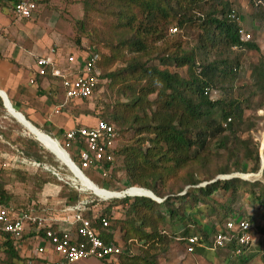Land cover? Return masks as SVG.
Listing matches in <instances>:
<instances>
[{"label": "trees", "instance_id": "16d2710c", "mask_svg": "<svg viewBox=\"0 0 264 264\" xmlns=\"http://www.w3.org/2000/svg\"><path fill=\"white\" fill-rule=\"evenodd\" d=\"M0 1H6L14 13L22 1L36 3L35 15L50 7L48 0ZM250 2L251 31L258 37L249 32L252 40L243 42L244 26L231 17L236 0H83L85 17L76 23L73 41L83 50L86 39L101 54L96 66L104 81L101 87L108 85L115 97L102 117L119 133L114 162L98 165L115 180L121 161L127 189H145L163 200L113 199L111 202L123 205L125 212L122 219L114 224L110 220L105 228L98 216L109 217L111 208L96 214L92 207L102 202L99 197L63 184L60 198L65 201L64 212L93 198L96 201L88 204L85 218L92 221L107 244L119 246V233L125 249L117 264H162L160 259L169 254L174 243L188 246L192 237L199 239L194 253H214L227 264H248L255 257L236 237L229 238L223 247L216 246L217 236L228 231L229 222L242 219L254 225V217L249 220L246 213L241 216L233 207L240 185L250 182L219 177L245 173L248 164L254 165L252 174H259L262 168L258 145L253 139L241 140L237 130L244 123L246 109L253 108L252 102L261 98L254 106L257 109L264 101V54L259 41L264 37V0ZM237 17L242 18L239 10ZM195 32L196 46L187 50L184 35ZM248 51L257 52L259 61L250 65L251 84L236 88L234 83L243 78L245 70L238 52ZM216 92L220 99L214 100ZM14 145L21 152L20 161L59 169L54 155L50 154L48 161L45 149L34 138H19ZM73 157L81 166L79 157ZM224 162L227 164L222 165ZM87 170L100 172L95 166ZM9 177L33 180L40 192L50 183L42 175L32 178L20 170H13ZM0 179L6 180L1 169ZM7 184L2 181L0 185L3 205H9L13 198ZM252 186L251 196L264 206V183L254 182ZM112 187L114 190L116 186ZM219 194L228 199L219 203L215 198ZM15 209L31 211L28 206L17 205ZM44 233L32 231L23 241ZM261 234L264 237V227ZM16 243L11 235L0 231V264H24Z\"/></svg>", "mask_w": 264, "mask_h": 264}, {"label": "rangeland", "instance_id": "374dc122", "mask_svg": "<svg viewBox=\"0 0 264 264\" xmlns=\"http://www.w3.org/2000/svg\"><path fill=\"white\" fill-rule=\"evenodd\" d=\"M50 3L49 9H47L45 6L43 8H46L49 11L57 12L62 17L63 21L65 22V25L62 28L63 36L68 40L70 45H74V34H75V25L79 21H82L85 17V11L83 6V0H48ZM237 2V8L239 10L240 16L245 21L244 27L248 32H251L254 36V38L258 37V33H255L251 31L252 25H251V15L253 13V4L250 2V0H236ZM8 8V3L6 1H0V8ZM33 19V18H32ZM191 31H188V33ZM171 34H175L173 31ZM184 42L187 41L186 49L191 50L195 48L196 42L198 39V33H190L188 36L184 35ZM260 44L263 48L262 51L264 54V37L261 36L259 38ZM84 46H89L90 42L86 39L83 40L82 43ZM101 49V47H98ZM103 52V51H102ZM242 56V61L244 64V73L243 78L239 81L234 83V86L240 87V86H247L251 84L252 77H251V70L250 65L256 64L259 61V54L257 52H246V53H240ZM214 100L220 99V94L215 93L213 95ZM115 97L112 96L111 90L109 89L108 85H103L98 93L95 94L92 100H89L88 102L81 104L79 107H75L77 113H82L88 118V124L91 125V123L95 124L100 120H104L102 117L103 115L107 114L110 110L111 104L114 102ZM261 100L258 99V101ZM253 101L251 109H246L245 111V118L243 120V125L238 130V136L241 140H250L253 139L254 142L258 141L256 144L258 145V149L261 150V145L259 141H262V138L264 136V101L260 103V108L255 109L254 106L256 105V102ZM258 104V103H257ZM32 138H34L32 135H30ZM12 142L17 139H10ZM40 142V141H39ZM41 143V142H40ZM55 143V142H54ZM43 146H41L46 151L47 160L49 161L51 157V153L48 151L50 150L47 148L43 143H41ZM56 144V143H55ZM61 144V143H60ZM57 145V144H56ZM61 146L71 155V158L73 157L72 153L68 148H65L63 144ZM60 151H62L66 157L72 162L71 158H69L59 146H57ZM260 150L259 154H260ZM51 151V150H50ZM48 153V154H47ZM51 154V155H50ZM58 155V154H57ZM261 155V154H260ZM60 155H58V160L54 156V162L58 165L59 169H52L50 166H47L43 164V168L40 169L39 175H42V178L49 179L50 183L42 189L40 192L36 184L33 182V180H9V175L13 172V170H18L16 168L12 169L11 166H3L0 164V169L3 170V172L6 174V180L0 179V185L2 184V181L7 182L9 184L6 185V189L8 190L10 195H13L12 201H10L9 205L12 206H28L29 210L33 211L34 213H37L39 216H47V218L54 217H73V213L69 210L66 212L63 211L65 201L64 199L60 198V192L62 190L64 182L59 181V179L54 175V172L60 173V177L64 178L67 183H69L72 187H78V189H82L85 193H93L97 197L100 198L102 202H97L96 206L92 207V210L96 214L104 213L107 208H111V214L110 218L113 220L111 223L114 224L115 220H120L123 218L125 209L123 205H116V203L111 202L114 198L120 197L121 199L123 195L122 190L127 189L128 182L126 180L125 173L121 171L122 162L117 163V178L115 180L111 178H104L101 174V172H98L96 170H84V177L90 180L91 183H94L93 186H89L85 184L79 177L74 175L67 166L64 165V160ZM74 160V157L72 158ZM239 159H243V156L239 155ZM64 162H66L64 160ZM228 162V161H227ZM227 162L222 163L227 164ZM232 164L234 162L230 161ZM77 163V162H76ZM66 164H68L66 162ZM247 165V164H245ZM263 165V164H262ZM244 166V165H243ZM254 165L248 164L246 168L245 173H237L234 175L229 176H222L219 177L220 179H231V178H242L245 179L244 181H249L250 183L248 185L241 184L240 187H242L238 193L237 199L233 204V207L236 208V210L239 212V214L242 216L243 213H246L247 219L250 220L249 217H254L253 222V230H252V237H253V243L251 246L247 247V252H250L252 254H256L255 257L251 262L248 264H264V237L261 234V228L264 227V206L261 205L258 201L255 200L254 197L251 196V190L253 189L252 183L254 182H262L264 183V178L262 176V168L260 169L259 174H252L251 169ZM48 168V170L46 169ZM71 168V167H70ZM23 172H28L26 170H22ZM30 174V173H26ZM34 174V173H32ZM30 177H34L32 175H27ZM92 176H95L96 179H93ZM15 178V177H13ZM77 181V183L75 182ZM113 184L116 186L114 190ZM82 185V186H81ZM99 185V186H98ZM206 184H203L202 186H205ZM101 187V188H100ZM140 189V188H137ZM246 189V190H245ZM81 190V191H82ZM101 190L103 193L98 194L96 191ZM128 190V189H127ZM126 191V190H125ZM184 192L183 194H185ZM153 196V195H152ZM155 196V195H154ZM128 197V196H127ZM126 197V198H127ZM156 197V196H155ZM133 198V197H132ZM157 198V197H156ZM216 200L219 203H223L228 199V196L225 198H222L221 194L215 196ZM103 199V200H102ZM111 199V200H109ZM159 199V198H157ZM95 199H89L88 202L92 203L95 202ZM32 205V206H31ZM242 217H238L240 219ZM199 218H196L198 220ZM117 241L119 242V247L124 250L125 246L120 241L119 233L117 232ZM30 238L26 239V242H29ZM36 243V242H35ZM33 244L32 249L35 248L36 244ZM34 251V250H33ZM21 256H27V253L20 251ZM33 258H35V255L33 253ZM35 261V260H34ZM162 264H227L226 261H224L223 257H218L214 253L206 252L205 253H194L191 254L188 252V246L185 243L176 242L174 243L169 251L168 255L163 256L160 259ZM37 262V261H35ZM25 263V260H24ZM18 264H22L21 262ZM74 264H103L102 261L96 259V258H90L85 259L82 261H79Z\"/></svg>", "mask_w": 264, "mask_h": 264}, {"label": "built area", "instance_id": "2783aa9c", "mask_svg": "<svg viewBox=\"0 0 264 264\" xmlns=\"http://www.w3.org/2000/svg\"><path fill=\"white\" fill-rule=\"evenodd\" d=\"M37 8L34 2L22 1L16 5L15 15L21 20H30L34 18ZM237 12V6H233L232 19L238 20L240 24L245 26L243 18L237 17ZM241 34L243 42H249L253 38L245 27ZM83 51L81 70L73 67L67 70L51 58L34 56L40 77H50L61 82L67 104L92 100L96 92L99 91V87L104 84L96 69L101 54L90 46H84ZM68 60L70 64H75L78 58L70 56ZM65 137L68 142L77 145L78 157L81 162V166H79L82 170H87L93 166L99 167L104 178H111L110 173L104 171L99 165L103 162H114L113 152L117 146L119 133L112 125L100 120L94 126L72 129L66 133ZM259 142L261 145L260 156L264 165V147L262 141ZM30 165L32 168H43L37 162H32ZM46 169L48 170V168ZM54 175L59 181L67 183L64 178L60 177V173L54 172ZM75 188L78 189V187ZM88 204L90 202H81L77 207L69 209L73 213V217L63 220L65 228L58 227L55 229L54 221L45 219L33 211L19 212L12 205L0 203V231L11 235L17 241L16 244L20 251L27 253V256H23L24 264H74L90 258L117 264L123 250L119 246L107 244L95 229L92 221L85 218L84 213L89 209ZM98 218L103 227H109L110 217L98 216ZM227 228L228 231L225 234L220 233L217 236L216 246L223 247L229 238L234 237L244 247H249L253 243V226L249 221L240 219L229 222ZM41 230L45 231L43 236H37L29 242L23 241L25 235L32 231L39 232ZM34 243L36 245L32 249ZM198 244L199 239L197 237L190 238L188 252L194 253L195 246ZM33 253L35 258L32 257Z\"/></svg>", "mask_w": 264, "mask_h": 264}, {"label": "crops", "instance_id": "0c3cea01", "mask_svg": "<svg viewBox=\"0 0 264 264\" xmlns=\"http://www.w3.org/2000/svg\"><path fill=\"white\" fill-rule=\"evenodd\" d=\"M64 25L60 14L47 9L40 10L33 19L21 20L16 17L14 11L10 12L7 7L0 8V94H3L0 95V164L20 171L26 170L28 172L24 174L30 173L26 175L34 177L39 175L40 169L32 168L30 163L36 161H20L21 152L18 146L14 145V139L31 137L22 124L24 120L18 116H23L36 128L30 126L31 129L50 137L68 154L59 142L66 145L75 157L79 156L77 145L66 140V133L77 127L96 124L89 125V117L74 111L75 107L88 101L67 104L61 82L38 75L34 56L51 58L67 70L70 67L82 69L81 56L84 51L70 45L64 38L62 31ZM70 56L78 58L77 63L70 64L68 60ZM6 98L15 114L11 113ZM33 135L38 140L34 133ZM67 156L69 157V154ZM64 165L69 168L67 164ZM92 178L96 179L95 176ZM52 218L59 228H65L63 220L69 219L63 216Z\"/></svg>", "mask_w": 264, "mask_h": 264}, {"label": "bare ground", "instance_id": "6f19581e", "mask_svg": "<svg viewBox=\"0 0 264 264\" xmlns=\"http://www.w3.org/2000/svg\"><path fill=\"white\" fill-rule=\"evenodd\" d=\"M10 110L13 112V110L10 108ZM13 114H15V113H13ZM15 116V115H14ZM18 116V115H17ZM18 118H20L21 120H23V118L21 117V116H18ZM32 131H33V133L36 135V137H37V139L41 142V143H43L47 148H49L50 150H51V152L52 153H54V154H58V155H60L68 164V166H69V168L85 183V184H87V185H91V186H95V185H93V183H91L90 182V180H88L87 178H85L84 177V175H83V173H81L80 171H78L77 169H76V167H75V165L73 164V162H71L67 157H66V155L62 152V151H60L59 150V148L57 147V145L54 143V141L50 138V137H48V136H46V135H44V134H42L41 132H38V131H35L34 129H31ZM262 144H263V147H264V136H263V138H262ZM57 155V156H58ZM59 156V157H60ZM64 160H62L63 162H64ZM66 162H64L65 164H66ZM90 186V187H91ZM96 187V186H95ZM97 188V187H96ZM98 189V188H97ZM96 191V190H95ZM97 191H99V192H97ZM96 192L98 193V194H102L103 192L101 191V190H97ZM123 195H120V196H124V195H127V194H130V195H132V196H151V197H154L155 198V196L153 195L152 196V194H150L149 192H147V191H145V190H142V189H137V188H135V189H132V190H129L128 192H127V194H125V193H122ZM157 199V198H156ZM157 200H159V199H157Z\"/></svg>", "mask_w": 264, "mask_h": 264}, {"label": "water", "instance_id": "95a60500", "mask_svg": "<svg viewBox=\"0 0 264 264\" xmlns=\"http://www.w3.org/2000/svg\"><path fill=\"white\" fill-rule=\"evenodd\" d=\"M0 95H3V94H0ZM6 100V102H7V104H8V107L9 108H11L12 109V106H11V104L9 103V101L7 100V98L5 99ZM11 113H13V112H11ZM16 117V116H15ZM17 118V117H16ZM22 118H23V122H22V124H24V126L27 128V130L29 131V133L34 137V135H33V133H32V130H31V128H30V126L31 127H33L28 121H26L25 120V118L22 116ZM18 119V118H17ZM33 128H35V127H33ZM36 129V128H35ZM39 130V129H38ZM53 138V137H52ZM34 139H35V137H34ZM54 139V138H53ZM36 140V139H35ZM54 140H56V139H54ZM36 141H38V140H36ZM57 141V140H56ZM39 142V141H38ZM58 142V141H57ZM40 143V142H39ZM59 144H60V142H59ZM40 145L42 146V144L40 143ZM60 146H61V144H60ZM62 147V146H61ZM63 148V147H62ZM64 149V148H63ZM65 150V149H64ZM66 151V150H65ZM67 152V151H66ZM69 154V153H68ZM69 157L71 158V155L69 154ZM73 158V157H72ZM71 158V160H72V162H73V164L75 165V167H76V169L78 170V171H80L81 173H83L84 175H85V173H84V171L81 169V167L79 166V164H77L76 162H75V160H73ZM68 168V167H67ZM70 170V169H69ZM71 171V170H70ZM264 171V165L262 166V172ZM72 172V171H71ZM73 173V172H72ZM74 174V173H73ZM88 178V177H87ZM75 182L77 183V181L75 180ZM82 186V185H81ZM135 188H138V187H134V188H130V189H128V190H126V191H123L122 193H125V194H127V192L129 191V190H132V189H135ZM142 190H145V189H142ZM152 195H154L153 193H152ZM147 197V198H151L152 200H155V201H157V202H162V200L161 199H159V200H157L156 199V197L154 198V197H151V196H132V195H130V194H127V195H124L122 198H126V197ZM114 199H121L120 197H118V198H114ZM109 200H111V199H109Z\"/></svg>", "mask_w": 264, "mask_h": 264}, {"label": "clouds", "instance_id": "9594fccd", "mask_svg": "<svg viewBox=\"0 0 264 264\" xmlns=\"http://www.w3.org/2000/svg\"><path fill=\"white\" fill-rule=\"evenodd\" d=\"M263 166V165H262Z\"/></svg>", "mask_w": 264, "mask_h": 264}]
</instances>
